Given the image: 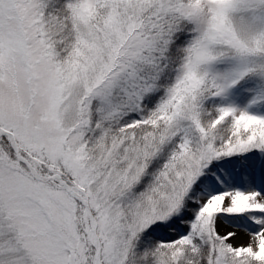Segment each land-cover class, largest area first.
<instances>
[{"label":"snow or ice","instance_id":"obj_1","mask_svg":"<svg viewBox=\"0 0 264 264\" xmlns=\"http://www.w3.org/2000/svg\"><path fill=\"white\" fill-rule=\"evenodd\" d=\"M0 264H264V0H0Z\"/></svg>","mask_w":264,"mask_h":264},{"label":"rangeland","instance_id":"obj_2","mask_svg":"<svg viewBox=\"0 0 264 264\" xmlns=\"http://www.w3.org/2000/svg\"><path fill=\"white\" fill-rule=\"evenodd\" d=\"M242 242H247V237L246 236H242Z\"/></svg>","mask_w":264,"mask_h":264}]
</instances>
